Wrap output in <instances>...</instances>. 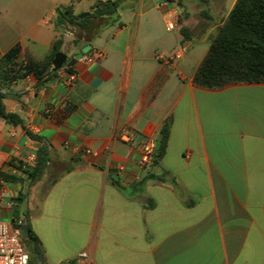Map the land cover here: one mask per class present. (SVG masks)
I'll return each mask as SVG.
<instances>
[{
	"label": "crops",
	"instance_id": "1",
	"mask_svg": "<svg viewBox=\"0 0 264 264\" xmlns=\"http://www.w3.org/2000/svg\"><path fill=\"white\" fill-rule=\"evenodd\" d=\"M80 1L0 0V58L17 43L38 60L60 37L69 59L92 45L73 83L64 66L43 86L28 75L3 89L5 110L23 123L0 116V174L19 173L13 158L49 157L33 186L0 175V217L24 224L28 212L43 244L29 264H264V82L194 83L211 42L194 43L211 41L237 0H199L196 33L176 1L123 0L122 24L91 42L55 24L59 6L81 14L98 0L76 13ZM169 17L180 34L167 30ZM181 48L180 59L158 57ZM166 123L163 158L140 168L141 143Z\"/></svg>",
	"mask_w": 264,
	"mask_h": 264
},
{
	"label": "trees",
	"instance_id": "2",
	"mask_svg": "<svg viewBox=\"0 0 264 264\" xmlns=\"http://www.w3.org/2000/svg\"><path fill=\"white\" fill-rule=\"evenodd\" d=\"M123 0H98L91 10V14L81 17L75 14L72 6H59L57 8L56 26H77L80 30L78 37H84L91 42L106 25H114L119 22V9ZM206 2L208 0H200ZM100 9L99 14L95 11ZM185 40L192 37V32L187 26L180 28ZM63 38H58L51 52L43 59L38 60L30 54L21 55L22 47L17 43L0 58V116L14 123H23V120L14 113H8L2 103L3 89L9 84L28 75H34L38 80V86L47 83L55 72L48 68L52 65L55 55L61 52ZM91 51V50H90ZM89 51V52H90ZM88 52V53H89ZM87 53V54H88ZM85 54V55H87ZM73 72L75 67L67 68ZM239 82H264V0H237L224 23L219 26L215 36L211 38V44L207 54L200 63L194 76V83L208 88H220ZM29 135L41 140L36 134ZM170 137V125L166 123L161 131V147L157 150L154 162L161 160L166 152ZM40 161L28 164L15 158L9 161V165L18 169L19 173L10 174L1 172L4 180L24 183L28 186L35 185L45 173L48 167V153L41 150ZM71 167L65 166L68 171ZM56 176L52 182H55ZM26 194H23L22 200ZM24 224L28 226L29 236L24 238L30 255L40 254L43 244L35 232L28 212L25 213Z\"/></svg>",
	"mask_w": 264,
	"mask_h": 264
},
{
	"label": "built area",
	"instance_id": "3",
	"mask_svg": "<svg viewBox=\"0 0 264 264\" xmlns=\"http://www.w3.org/2000/svg\"><path fill=\"white\" fill-rule=\"evenodd\" d=\"M177 21L173 17H169L166 20V28L169 31L176 29ZM69 36H74V32L67 30ZM185 48L176 50L171 55L159 53L158 57L164 61H171L174 59H180L184 55ZM102 52L99 50L94 51L91 55L87 56L89 61H92L95 56H101ZM77 79L76 72H70L67 77V82L73 83ZM120 138L125 141L132 139V133L128 130H124L120 133ZM86 152L91 153L89 149ZM157 153V140L153 137L146 139L140 146V157L138 160V166L140 168H146L152 164ZM36 158L32 157L28 164H35ZM21 222H13L0 217V264H29L30 254L27 250L24 237L20 229ZM86 254H81L85 256Z\"/></svg>",
	"mask_w": 264,
	"mask_h": 264
},
{
	"label": "rangeland",
	"instance_id": "4",
	"mask_svg": "<svg viewBox=\"0 0 264 264\" xmlns=\"http://www.w3.org/2000/svg\"><path fill=\"white\" fill-rule=\"evenodd\" d=\"M173 1H176L178 3V5L180 6V8H182V5H184L185 7L188 8L189 11H191L194 15L191 19V26H193V31L196 33L198 32V26H200V24H202V21L200 22V17H202V15H198L197 12L201 7H202V3L199 1V0H173ZM89 2V0H81L80 2H77L76 5H75V10H76V13H81L82 9L85 7V5ZM183 13H181L180 15V23H179V27H180V24H181V20H183ZM127 20V17L125 16L124 17V21ZM118 27V25L116 26V28ZM67 30H71L74 32V38L78 37L79 35V28L77 26H73V25H69L66 27ZM173 34H180L179 33V30L176 29L175 31H173ZM210 40L207 39L206 41L202 42L201 45L199 46L198 42H195L194 44L197 45V50L200 49V48H205V47H208V44H210ZM206 45V46H205ZM194 58V57H193ZM53 177V176H51Z\"/></svg>",
	"mask_w": 264,
	"mask_h": 264
},
{
	"label": "water",
	"instance_id": "5",
	"mask_svg": "<svg viewBox=\"0 0 264 264\" xmlns=\"http://www.w3.org/2000/svg\"><path fill=\"white\" fill-rule=\"evenodd\" d=\"M99 13H100V9H97L95 11V14H99ZM90 14H91V12H83V13H81V17H86ZM91 48H92L91 43L86 44L81 49V51L75 53L73 55V57L70 59L68 58L67 54H65L64 52L57 53L53 59L52 65L48 68V71H50V70L57 71L64 66L67 68L74 67L79 60L84 58L85 54H87L91 50ZM3 92H5V90H3ZM160 147H161V139L159 138L157 140V150H159ZM41 157H42V153L39 155L38 161L41 160ZM115 176H116V178L119 177L117 175H115ZM17 207H19V206L17 205ZM20 229H21L23 237L27 238L29 236L28 226L26 224H21Z\"/></svg>",
	"mask_w": 264,
	"mask_h": 264
}]
</instances>
